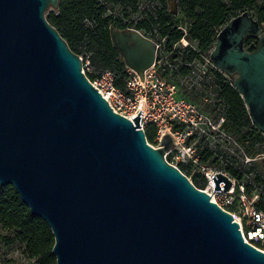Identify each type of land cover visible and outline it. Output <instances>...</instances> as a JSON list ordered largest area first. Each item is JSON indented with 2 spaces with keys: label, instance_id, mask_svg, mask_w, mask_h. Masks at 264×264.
Listing matches in <instances>:
<instances>
[{
  "label": "water",
  "instance_id": "water-1",
  "mask_svg": "<svg viewBox=\"0 0 264 264\" xmlns=\"http://www.w3.org/2000/svg\"><path fill=\"white\" fill-rule=\"evenodd\" d=\"M59 0H0V186L11 185L54 238L55 264H264L239 224L193 185L139 124L114 112L45 16ZM143 78L156 44L136 29L110 31ZM254 36L258 45L245 48ZM210 58L232 77L264 134V33L248 10L217 31ZM214 190L231 179L212 176Z\"/></svg>",
  "mask_w": 264,
  "mask_h": 264
},
{
  "label": "trees",
  "instance_id": "trees-1",
  "mask_svg": "<svg viewBox=\"0 0 264 264\" xmlns=\"http://www.w3.org/2000/svg\"><path fill=\"white\" fill-rule=\"evenodd\" d=\"M142 2L146 6L139 9ZM177 7L189 22L185 31L176 25L168 10L167 0H59L57 8L48 12L46 18L71 51L78 56L88 55L94 71L113 72L114 84L121 89L125 88L128 73L119 51L112 44V28H133L146 37L158 40L163 38L155 37L163 35L206 37L187 38L198 40L199 50L206 51L215 41L217 28L231 17L248 10L259 20L264 33V0H177ZM133 13H139L135 20L131 18ZM179 39L164 38L165 49L173 50L172 57L189 56L185 52L180 54L181 48L173 49ZM244 45L246 49L254 50L258 40L249 36ZM85 75L89 80L97 77V74L91 72ZM220 82L219 88L224 95L232 91V112L228 113L223 127L238 144L243 145L247 155L264 154V134L252 124L248 110L235 88L228 81L223 85ZM144 133L147 142L152 144L155 137L154 126L146 125ZM207 156L202 157V160L205 161ZM178 168L183 172L182 164ZM228 169L237 175L236 171ZM251 180L262 187L256 205L264 211V175L254 174ZM192 183L195 187L202 188L196 178ZM250 187L251 184H246L245 191L249 192ZM0 229L10 232L0 234L5 245L18 241L23 245V251L35 259L37 264H55L51 253L54 238L50 228L43 219L30 213L11 185L0 186Z\"/></svg>",
  "mask_w": 264,
  "mask_h": 264
},
{
  "label": "built area",
  "instance_id": "built-area-1",
  "mask_svg": "<svg viewBox=\"0 0 264 264\" xmlns=\"http://www.w3.org/2000/svg\"><path fill=\"white\" fill-rule=\"evenodd\" d=\"M128 70L132 74L125 80L124 89L115 86L114 73L110 70H104L89 81L114 112L132 120L139 110L143 111L139 113V124L143 130L148 124L154 126L155 137L159 140H162L163 134L168 133L174 144L170 149L196 163L198 157L192 140L201 134V123L211 126L209 120L205 117L208 122L203 120V114L196 105L181 96L175 87L156 81L151 68L144 70L142 79L131 68ZM215 173L208 176V182ZM229 178L232 182L229 190H214V184L209 183L212 192L207 189L204 191L239 224L243 240L264 252V211L256 205L258 197L248 196L242 185L237 188L235 181Z\"/></svg>",
  "mask_w": 264,
  "mask_h": 264
},
{
  "label": "rangeland",
  "instance_id": "rangeland-1",
  "mask_svg": "<svg viewBox=\"0 0 264 264\" xmlns=\"http://www.w3.org/2000/svg\"><path fill=\"white\" fill-rule=\"evenodd\" d=\"M168 10L171 12L176 25L182 30H186L189 26L188 20L183 16V14L178 10L177 0H167ZM145 2L139 4V9L145 8ZM151 7V6H150ZM51 10H55L53 7H49L47 11H45V16ZM252 13V11H251ZM139 17V13H133L131 18L134 20ZM220 28H217L216 32L219 31ZM156 42H160L156 40ZM176 48H182V44L175 45ZM84 73L91 72L93 74H97L99 76L101 73L99 71H94L93 67L90 63L89 57L81 55L79 56ZM127 73L128 77L131 76L132 73L129 72L128 67ZM236 76H233L234 79ZM197 88L199 91H203L199 83L202 82V76H197L196 78ZM182 93L181 91H179ZM183 97H188L185 94H182ZM181 95V96H182ZM201 107V105H199ZM203 114V120L205 113ZM208 122V120H206ZM218 121H211V126L207 125V123H201V131L200 135H197L192 142L195 144V152L198 157L197 162H190L186 160L180 153L177 154L174 150H166L164 152L165 159L177 167L179 164H182L184 168L183 172L189 180L192 182L194 178L199 182V186L201 184L202 190H206L212 192V189L209 186L208 176L212 175L215 172H222L227 176L231 177L238 188V185H242L245 189L246 184H251L250 191L247 192V195L260 197L261 186H258L256 183L252 182V178L254 174H262L264 175V154L263 153H255L254 155H247L244 151L243 145L238 144L234 137L226 131V129L218 126ZM145 128V127H144ZM149 143V142H148ZM161 140L154 137L152 144L154 147H159ZM209 154V156H207ZM207 159L204 161L202 157H206ZM237 172V175L234 174L231 170ZM198 188V187H197ZM214 195V194H213ZM212 198V196H211ZM0 234H10L6 230L0 229ZM0 264H37L35 259L30 258L27 253L23 251V245H21L18 241L10 245H5L0 239Z\"/></svg>",
  "mask_w": 264,
  "mask_h": 264
},
{
  "label": "flooded vegetation",
  "instance_id": "flooded-vegetation-1",
  "mask_svg": "<svg viewBox=\"0 0 264 264\" xmlns=\"http://www.w3.org/2000/svg\"><path fill=\"white\" fill-rule=\"evenodd\" d=\"M148 38L152 39L156 44L154 62L148 67L154 72L153 78L156 81H162L165 86L175 87L180 95L185 94L188 96L184 97L188 101L194 103L201 114L204 112V117L208 119L210 123L211 121L214 122L219 120V126L225 129L223 127L225 118L228 117V113L230 114L232 112V91L226 92L224 95L222 89L219 88V82L221 81L220 83L223 85L225 81H228L232 86V76L217 69L212 63L210 53L214 43L206 51H200L198 40H189L187 38L206 37L187 35L175 37L163 35L155 37L163 38L160 40L151 37ZM164 38H180L173 45V49L176 48L175 45L182 44L183 46L180 50V54L185 52L190 55L187 57H182L181 55L172 57L174 52L173 50L165 49ZM156 40L160 42H156ZM197 76H202V82L199 83L204 89L202 92L197 88ZM199 105H201V107Z\"/></svg>",
  "mask_w": 264,
  "mask_h": 264
},
{
  "label": "bare ground",
  "instance_id": "bare-ground-1",
  "mask_svg": "<svg viewBox=\"0 0 264 264\" xmlns=\"http://www.w3.org/2000/svg\"><path fill=\"white\" fill-rule=\"evenodd\" d=\"M211 185L213 184V181L212 180H210V182H209Z\"/></svg>",
  "mask_w": 264,
  "mask_h": 264
}]
</instances>
